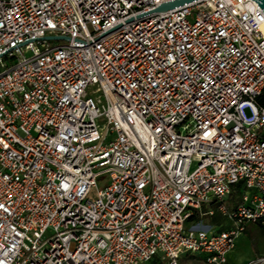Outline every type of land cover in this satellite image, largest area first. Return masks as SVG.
<instances>
[{
  "label": "built area",
  "instance_id": "obj_1",
  "mask_svg": "<svg viewBox=\"0 0 264 264\" xmlns=\"http://www.w3.org/2000/svg\"><path fill=\"white\" fill-rule=\"evenodd\" d=\"M171 1L0 0V264H226L264 233V12Z\"/></svg>",
  "mask_w": 264,
  "mask_h": 264
},
{
  "label": "rangeland",
  "instance_id": "obj_2",
  "mask_svg": "<svg viewBox=\"0 0 264 264\" xmlns=\"http://www.w3.org/2000/svg\"><path fill=\"white\" fill-rule=\"evenodd\" d=\"M194 166L195 164H193L192 167ZM102 181L97 182L99 188H102V186L100 185L102 184ZM229 203H230L229 201H226L225 202L226 206H228ZM206 209L207 208L204 207L203 211L199 212L198 221L203 226L215 227L212 218H210L207 215L201 214L202 212H205ZM262 240H263V235L259 227L256 225H248V227L246 228V232L243 234V238L241 240H237L236 242L235 249L229 257V264H243L246 261L252 259V257H254L255 255V250H256L255 248L256 247L259 248V245L262 243ZM191 264H198V262L191 261Z\"/></svg>",
  "mask_w": 264,
  "mask_h": 264
},
{
  "label": "crops",
  "instance_id": "obj_3",
  "mask_svg": "<svg viewBox=\"0 0 264 264\" xmlns=\"http://www.w3.org/2000/svg\"><path fill=\"white\" fill-rule=\"evenodd\" d=\"M233 191L235 192V191H237L236 193H235V198H234V200H232V199H230V198H228L226 201H229L230 203L228 204V206H227V208H228V210H232L234 207H235V205L237 204V202H238V200H239V198H238V196H239V187L238 188H234L233 189ZM232 191V192H233ZM219 216V218H217L216 219V222H214V229H217V230H228V229H230L231 228V224L229 223V221H227V220H225L223 217H221V215H218ZM213 221V220H212ZM245 232H246V230H245ZM244 232V233H245ZM262 232V231H261ZM243 233V234H244ZM243 234H241L239 237H238V239L237 240H241L242 238H243ZM262 235H263V240H262V243L259 245V248L258 247H256L255 249V255H254V257H252V259H250V260H253L254 258H256V257H258V256H260L261 254H263L264 253V233L262 232ZM237 240H236V242H237ZM235 246H236V244H235ZM234 249H235V247H234ZM234 249L228 254V256H227V262H226V264H229V257H230V255H231V253L234 251ZM185 257L186 256H183L182 258H181V260H183V259H185ZM193 259L191 260V261H196V262H198V264H205L204 262H203V260L201 259V258H197V257H194V256H191ZM250 260H248V261H250ZM191 261H189V262H185V263H183V264H191ZM248 261H246L245 263H247ZM245 263H243V264H245Z\"/></svg>",
  "mask_w": 264,
  "mask_h": 264
},
{
  "label": "water",
  "instance_id": "obj_4",
  "mask_svg": "<svg viewBox=\"0 0 264 264\" xmlns=\"http://www.w3.org/2000/svg\"><path fill=\"white\" fill-rule=\"evenodd\" d=\"M193 1H196V0H173L171 2H168V3H164V4H161L155 11L156 12H163V11H167L169 9H173L175 7H179V6H182L184 4H187V3H190V2H193ZM254 2L257 3V5L263 10L264 12V0H252ZM47 39H52V40H56V39H59V38H47Z\"/></svg>",
  "mask_w": 264,
  "mask_h": 264
},
{
  "label": "trees",
  "instance_id": "obj_5",
  "mask_svg": "<svg viewBox=\"0 0 264 264\" xmlns=\"http://www.w3.org/2000/svg\"><path fill=\"white\" fill-rule=\"evenodd\" d=\"M256 103H257L259 106L264 107V88H263L262 92L260 93V95L256 98ZM263 137H264V136H263ZM238 187H239V185H236V186H235V188H238ZM236 192H237V191H235V192L233 191V192L230 194L229 198L232 199V200H234V198H235V193H236ZM218 215H219V214H216V215L212 218L213 222H216V219L219 218ZM192 259H193V258H192L191 256L186 255L185 259L180 260V261H181V263H185V262H189V261H191ZM154 264H158V263H154Z\"/></svg>",
  "mask_w": 264,
  "mask_h": 264
}]
</instances>
